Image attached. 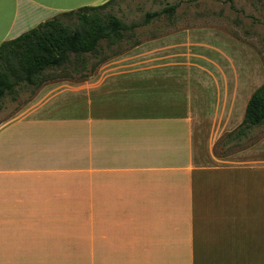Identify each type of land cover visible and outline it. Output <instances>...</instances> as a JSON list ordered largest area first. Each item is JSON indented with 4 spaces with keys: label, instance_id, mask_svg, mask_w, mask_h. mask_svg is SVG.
Wrapping results in <instances>:
<instances>
[{
    "label": "crops",
    "instance_id": "0c3cea01",
    "mask_svg": "<svg viewBox=\"0 0 264 264\" xmlns=\"http://www.w3.org/2000/svg\"><path fill=\"white\" fill-rule=\"evenodd\" d=\"M105 1L0 0V44ZM262 75L195 26L42 85L0 120V264H264V133L216 153Z\"/></svg>",
    "mask_w": 264,
    "mask_h": 264
},
{
    "label": "trees",
    "instance_id": "16d2710c",
    "mask_svg": "<svg viewBox=\"0 0 264 264\" xmlns=\"http://www.w3.org/2000/svg\"><path fill=\"white\" fill-rule=\"evenodd\" d=\"M114 0L65 11L0 44V102L9 96L17 100L19 91L33 89L32 96L45 83L58 80L79 82L91 77L107 60L140 44L135 30L172 17L175 5L160 12H146L138 22L125 23L109 11ZM232 2V0H228ZM130 41L125 50L117 49ZM95 60L89 66V60ZM63 75L49 78L48 71ZM264 124V82L249 96L240 125L227 134L222 144L246 138L253 127Z\"/></svg>",
    "mask_w": 264,
    "mask_h": 264
},
{
    "label": "rangeland",
    "instance_id": "374dc122",
    "mask_svg": "<svg viewBox=\"0 0 264 264\" xmlns=\"http://www.w3.org/2000/svg\"><path fill=\"white\" fill-rule=\"evenodd\" d=\"M175 5L174 14L168 17L161 14L158 20L135 30L136 39L140 42L153 35H161L173 30L195 26H208L228 33L232 38L248 46L259 59L262 66V83L264 82V0H114L109 11L125 23L138 22L146 12H160L162 8ZM130 41H123L117 49L129 47ZM245 59V60H244ZM236 61V68L249 74L251 61L248 56ZM233 61V64H235ZM95 60H89L93 66ZM49 78L59 77L63 72L48 71ZM33 89L19 91L17 100L6 96L0 102V120L9 116L21 105L32 98ZM264 130L253 128L242 141H235L227 147L216 149L217 154L237 150L257 140Z\"/></svg>",
    "mask_w": 264,
    "mask_h": 264
}]
</instances>
